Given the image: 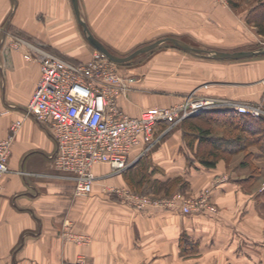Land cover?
Segmentation results:
<instances>
[{
  "label": "crops",
  "instance_id": "crops-1",
  "mask_svg": "<svg viewBox=\"0 0 264 264\" xmlns=\"http://www.w3.org/2000/svg\"><path fill=\"white\" fill-rule=\"evenodd\" d=\"M126 1L119 3L129 5ZM107 3L78 0L80 16L88 5ZM70 16H76L72 0H0V138L15 120H22L13 136L8 171L1 176L0 264H74L79 255L85 264H264V193L245 185L254 182L253 186L264 175V153L255 145L247 160L238 152L231 161L219 158L206 166L191 156L197 142L189 147L180 126L168 130L162 123L155 130L157 142L144 154L147 158L139 157L119 172L95 165L100 177L87 195H76L73 180L55 169L56 143L49 125L25 110L40 77L39 62L24 57L30 47L15 48L9 42L17 35L38 47L73 51ZM236 20H223L224 27L216 33L241 38L231 45L248 46L246 16ZM243 50L247 48L235 51ZM252 56L203 61L183 56L172 79L169 62L162 64L168 77L156 78L119 66L135 78L133 88L118 98L119 108L137 116L142 109L167 106L181 94L196 91L211 98L264 103V57ZM222 108L226 107H215ZM142 149L136 146L131 158ZM253 161L262 168L250 172L248 163ZM137 166L153 179L154 187L170 182L178 188L185 183L191 194L209 188L216 212L139 210L103 189L102 185L141 189L144 184L129 175ZM67 222L88 242L65 240Z\"/></svg>",
  "mask_w": 264,
  "mask_h": 264
},
{
  "label": "built area",
  "instance_id": "built-area-1",
  "mask_svg": "<svg viewBox=\"0 0 264 264\" xmlns=\"http://www.w3.org/2000/svg\"><path fill=\"white\" fill-rule=\"evenodd\" d=\"M9 43L15 48L30 47L24 57L39 62L40 77L27 102L26 114L49 125L56 143L54 167L73 180L76 195H87L93 191L100 177L93 170L95 165L106 164L112 171L119 172L149 151L157 142L155 130L159 124L178 121L191 113L218 105L264 119L262 104L212 99L153 106L131 116L119 108L118 98L133 88L135 78L121 72L118 63L101 51L95 50L88 59L73 62L17 35H11ZM21 122V119L15 120L9 133L0 138V187L1 176L8 171L13 136ZM136 146H143V149L132 159ZM102 187L139 210L153 207L176 208L183 213L215 212L210 205L209 188H204L198 198H184L174 193L168 198L152 199L126 187ZM261 189H264V182ZM62 237L76 244L88 242L87 236L71 230L69 222L63 228ZM74 264H85L84 257L77 256Z\"/></svg>",
  "mask_w": 264,
  "mask_h": 264
},
{
  "label": "rangeland",
  "instance_id": "rangeland-1",
  "mask_svg": "<svg viewBox=\"0 0 264 264\" xmlns=\"http://www.w3.org/2000/svg\"><path fill=\"white\" fill-rule=\"evenodd\" d=\"M119 1L120 0H107L108 3L105 5H88V11L85 12V16H81L95 38L110 52L118 56L128 55L135 49L165 36L176 37L184 43L195 47L218 49L225 52L245 48H247V50H252L264 46V0H127L129 5L119 3ZM243 16H246L245 24L248 25L249 30L247 29V31H249L248 33L251 40V44L248 46H239V42L235 45H231V43L240 41L241 38L237 36H220L216 33L224 27L227 19L231 18L232 20H240ZM70 17L73 27L70 34V42L74 47L73 51L60 52L55 49H47L45 46H40V48L73 62L86 60L91 57L97 49L88 42L83 27L78 22L76 16ZM214 34H217L218 37ZM215 45H218V47ZM183 56L193 58V60H215V58L212 57L207 58L200 54L186 51L171 42H163L149 51L139 53L132 59L122 62V65L118 63V66L141 73L147 72L150 76L152 75L156 78L157 75L159 76L160 74L168 77L163 71L162 64L169 62V72L173 71L169 78L172 79L173 76H176L178 61L181 60ZM247 57L248 56L243 58ZM252 57L262 58L264 57V53H259ZM224 59L225 58H222L221 60ZM151 66L155 68H152ZM260 83L264 86V77L260 80ZM179 97H181V99L175 103H182L185 100L194 99L232 101L207 97L204 96V94H199L197 91L188 94H181ZM235 101L239 102L240 100ZM242 102L248 103L249 105H264V103L260 101L243 100ZM215 107L217 106L207 107L198 113L209 111ZM193 114H197V112L191 113L181 120L166 123L165 127L170 130L175 126L173 128V130H175L177 129V126H180L183 132L188 125V122L185 121V119ZM203 114L202 116H204ZM212 116V114L208 113L204 118L201 117L200 119L195 118L192 120L193 122L203 124L204 126L211 124L210 127L212 128V132L216 135L224 136L226 133H228L226 136L236 135L234 130L227 132L226 127L223 125H214L213 121L216 117ZM182 138L183 141L184 139L188 140L184 137ZM204 148H208L204 143L198 144V148L195 149V151L190 148L191 152L193 151L191 156L199 161V157L202 155ZM239 153L243 154V152ZM232 156H234V154L226 155V157L222 158L228 162L232 160ZM143 158L145 159L147 157L142 155V158L140 157V159L143 160ZM248 164L250 165V172L258 170L259 167L262 168L261 165H257L254 161ZM262 164H264V161ZM133 170H129L130 179H134V182L136 183L138 179L140 184L144 185L141 189L136 188L130 190L139 194L147 195L152 199L168 198L173 196L174 193H179L184 198H195L196 196L198 198V195L203 191L202 189L196 194H191L186 191L187 184L183 182L184 185L178 188L176 187L177 183L170 182L155 183L154 187V183L151 181L153 179L150 180L149 175H144L143 171L141 172L138 166ZM263 182L264 175L263 178L259 180V182H255L253 186L251 185L254 182L245 185L249 186L250 189L255 188L259 194H262L264 193V189H261ZM172 186L174 187L172 188ZM210 205L216 212V205H214L213 202H210Z\"/></svg>",
  "mask_w": 264,
  "mask_h": 264
},
{
  "label": "trees",
  "instance_id": "trees-1",
  "mask_svg": "<svg viewBox=\"0 0 264 264\" xmlns=\"http://www.w3.org/2000/svg\"><path fill=\"white\" fill-rule=\"evenodd\" d=\"M231 109H210L203 113L188 116L185 121L188 122L186 130L183 131V137L186 144L191 147L194 142L204 143L208 148H204L199 161L206 166H213L219 158L226 155L243 152L244 160L250 157V146L255 145L264 153V119L251 117L249 115L232 113ZM212 114L214 125H223L226 131L234 130L235 136L216 135L212 132L210 125L204 126L193 122L192 119L201 118L206 114ZM202 114L204 116H202ZM191 120V121H190ZM198 146V145H197ZM198 148V147H197ZM174 187V186H172Z\"/></svg>",
  "mask_w": 264,
  "mask_h": 264
},
{
  "label": "water",
  "instance_id": "water-1",
  "mask_svg": "<svg viewBox=\"0 0 264 264\" xmlns=\"http://www.w3.org/2000/svg\"><path fill=\"white\" fill-rule=\"evenodd\" d=\"M72 4H73V9H74L76 18H77L78 22L81 24V26L83 27V30L86 34V38H87L88 42L92 46H94L97 50L104 53L112 61L117 62V63L126 62V61L132 59L133 57H135L136 55H138L139 53L149 51V50L157 47L158 45H160L163 42H171L174 45H176L179 48H182L186 51L196 53V54H200V55L205 56V57H212V58H240V57H244V56H251V55H256L259 53H264V46L259 47L257 49H252V50L225 52V51H219V50H215V49H204V48L195 47V46L184 43L183 41L179 40L176 37L165 36V37L159 38L153 42H150L148 44H145V45L135 49L134 51H132L128 55L118 56V55H115L112 52H110L90 32L86 22L80 16L78 0H72Z\"/></svg>",
  "mask_w": 264,
  "mask_h": 264
}]
</instances>
